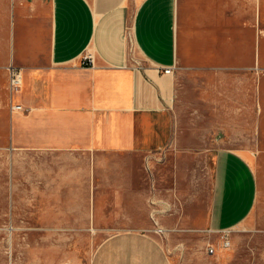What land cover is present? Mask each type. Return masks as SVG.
Instances as JSON below:
<instances>
[{
  "label": "crops",
  "instance_id": "crops-1",
  "mask_svg": "<svg viewBox=\"0 0 264 264\" xmlns=\"http://www.w3.org/2000/svg\"><path fill=\"white\" fill-rule=\"evenodd\" d=\"M260 1L0 0V107L6 113L0 140L33 158V166L49 167L47 203L72 204L69 190L80 179L82 204L90 210L79 229L105 236L90 264H171L157 238L128 229L129 217L102 215L95 177L109 156L138 159L169 144L175 72L225 82L254 73V64L257 69L264 60V32L262 43L260 30L254 39ZM85 52L94 66L80 65ZM10 64L21 70L13 94L7 88ZM261 94L260 109L263 80ZM13 104L22 110H10ZM225 153L214 161L212 229L243 220L256 193L255 179L251 186L234 179L233 163L248 173L243 159ZM71 171L80 174L68 176Z\"/></svg>",
  "mask_w": 264,
  "mask_h": 264
},
{
  "label": "rangeland",
  "instance_id": "rangeland-1",
  "mask_svg": "<svg viewBox=\"0 0 264 264\" xmlns=\"http://www.w3.org/2000/svg\"><path fill=\"white\" fill-rule=\"evenodd\" d=\"M258 30L262 43L264 0L254 7V39ZM256 67L253 74L246 71L226 82L216 75L175 72L169 144L138 159L109 156L95 177L93 193L102 215L129 217L128 229L157 238L171 264H264V108L258 105L264 60ZM3 110L0 107V116L6 118ZM0 135L5 136V130ZM225 151L243 159L237 158L248 173L233 163L234 179L250 186L255 179L256 193L243 220L212 229L207 219L214 161ZM32 161L0 140V264H90L105 236L79 229L90 210L82 204L86 190L80 179L69 190L72 204L47 203L45 196L52 189L43 186L49 184L51 171ZM152 218L166 230L163 235L153 233ZM88 224L92 228V222ZM208 245L214 249L212 255L206 253Z\"/></svg>",
  "mask_w": 264,
  "mask_h": 264
},
{
  "label": "built area",
  "instance_id": "built-area-1",
  "mask_svg": "<svg viewBox=\"0 0 264 264\" xmlns=\"http://www.w3.org/2000/svg\"><path fill=\"white\" fill-rule=\"evenodd\" d=\"M80 65L83 66V67H92L94 66V57L92 55V53L90 52H85L81 57H80ZM6 71H7V88H8V92L10 94H13V93H16L19 89H20V86H21V70L16 67V66H13V65H9L7 66L6 68ZM164 73H170V69L167 68V69H164L163 70ZM10 110H22V108L20 107V105H17V104H13L10 106ZM152 221H153V228H152V231L154 234H157L159 236L163 235L164 232L166 231L163 227L159 226L157 221L154 220L152 218ZM221 240H223V245H227V237H225L224 235L220 237ZM206 253L208 255H212L214 253V249L212 246L208 245L206 247Z\"/></svg>",
  "mask_w": 264,
  "mask_h": 264
}]
</instances>
